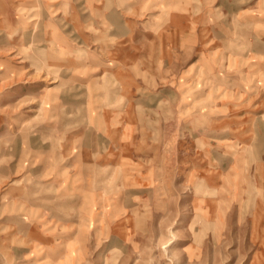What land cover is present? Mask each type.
I'll return each instance as SVG.
<instances>
[{
  "label": "rangeland",
  "instance_id": "obj_1",
  "mask_svg": "<svg viewBox=\"0 0 264 264\" xmlns=\"http://www.w3.org/2000/svg\"><path fill=\"white\" fill-rule=\"evenodd\" d=\"M19 1H23V6L13 8ZM22 1L0 0V264H264V114L251 113L249 119L259 121L258 129L245 130L244 135L241 130L226 129L223 127L228 126L222 124L220 129L206 128L213 126V116H221L220 123L236 120L223 118L226 115L213 111L219 103L229 102V95L235 102L234 91L249 90L251 109H264V65H253L251 79L245 80L243 76L238 81L235 75L243 73V65L234 66L225 51L227 48L217 51L211 44L205 47L198 66L195 65V49L190 54L188 48V57H180V51L173 47L172 75L178 79L187 70L188 80L184 85H187L189 97L185 99L193 112L180 114L178 106L182 99L173 96L175 107L171 118L177 123L185 118L192 123H204V150L214 145L229 153L226 165L212 172L214 177L196 179L186 174L172 177L170 189L157 185L150 199L141 201V208L124 210V220L129 222L120 233L114 221L106 231L102 229L101 222L96 219L100 211L96 210V214L93 209L85 211L86 194L71 193L68 208L56 210L57 217L50 218L49 211L33 209L34 214H30V210L25 209L26 196L24 194L21 203L20 190L30 189L38 179L28 169L40 160L44 168L50 170L53 148L58 149L59 140L61 142L68 132L65 128L71 127L68 123L87 119L81 113L82 104H77L84 98L86 87L83 83L49 82L51 74L43 73L45 66L28 78L14 75L4 79L7 59L18 58L20 54L35 57L33 47L43 42L44 22L51 21L48 8L51 0ZM176 1L188 10L200 7L221 10L220 14L203 18V38L205 43H212V40L227 43L228 29L233 26L229 21L234 19H229L225 13L240 8L242 3ZM29 3L36 5L33 9L40 12L39 26L33 28L24 22ZM151 9L160 7L156 5ZM127 15L136 14L128 12ZM242 20L236 19L235 26H243ZM213 26L221 33H210ZM195 35L178 34L187 40L186 44L192 40L188 38L194 40ZM160 82L153 87L162 88L163 81ZM172 84L173 89L174 86L179 88L178 81ZM47 85H54L53 94H60L61 99L52 102L47 97L51 92L38 98V92L45 91ZM76 95L81 96L76 98ZM7 98L12 100L11 105L4 103ZM196 110L203 111L198 119ZM217 125L215 122V127ZM171 132L173 137L180 135L178 142L187 132L195 134L194 130ZM230 133L239 138H232ZM190 152L191 149L187 154ZM194 152L195 149L191 153ZM163 181L161 179V183ZM5 185L8 186L7 194H4ZM107 196L110 202L115 201L117 195L108 192ZM105 212L102 211V216Z\"/></svg>",
  "mask_w": 264,
  "mask_h": 264
},
{
  "label": "crops",
  "instance_id": "obj_2",
  "mask_svg": "<svg viewBox=\"0 0 264 264\" xmlns=\"http://www.w3.org/2000/svg\"><path fill=\"white\" fill-rule=\"evenodd\" d=\"M227 1L242 4L225 13L229 19H234L229 21L233 26L228 29L226 44L221 40L205 43L203 38V18L220 14L221 10L202 7L188 10L176 0H127L126 4L124 0L48 2L51 21L44 22L41 34L45 38L33 47L35 57L20 54L18 58L7 59L4 79L14 75L28 78L45 66L43 73L51 74L49 82L83 83L86 87L84 98L77 104H82L81 113L87 120L68 123L71 127L65 128L68 132L61 142L59 140L58 149L53 148L50 170L44 168L40 160L28 169L38 177L30 189L20 190V201H24L25 194L24 207L30 214L37 209L49 211L50 218L57 217L56 210L68 208L71 193L86 194L85 211L93 209L94 214L96 210L100 211L96 219L101 222L102 229L106 231L108 225L116 222L115 228L120 233L129 222L124 220V210L141 208V201L150 199L157 185L170 189L172 177L186 174L196 179L212 178L215 175L212 172L226 165L227 151L214 145L208 151L204 150V123H192L189 118L172 122L173 96L182 99L178 106L180 114L189 111L191 114L193 109L185 99L189 97L187 85H184L188 80L187 70L177 79L172 75L171 65L173 47L180 51V57H188V48L190 54L195 49V65L198 66L204 57V49L210 46L208 44L217 51L227 48L225 51L234 66L243 65L242 76L235 75L238 81L243 76L245 80L251 79L253 65H264V0ZM23 4V1L15 2L13 8ZM156 5L160 9H151ZM33 6L36 5L29 3L24 13V22L32 28L39 26L37 17L40 13ZM128 12L136 15H127ZM238 18L243 19V26H235ZM217 32L221 33L213 26L210 33ZM182 33L196 35L194 40L188 38L193 40H188V45L187 40L178 36ZM44 54L47 57H41ZM179 60L182 62L181 58ZM195 78L197 80V75ZM161 80L162 88L153 87ZM177 81L179 88L174 86L173 89L172 83ZM53 90L54 85H47L45 91H37L38 98L51 92L46 96L52 102L61 99L62 96H55ZM241 90L234 91L238 96L233 98L235 102L229 95V102H221L213 109L215 113L226 115L223 118L236 120L220 123L221 116H213V126L206 128L220 129L222 124L228 126L223 127L226 129L241 130L243 135L245 130L258 129L259 121L251 122L249 118L252 112L264 114V109L252 110L250 91ZM4 103L11 105L12 100L7 98ZM195 113L198 119L199 110ZM215 122H218L216 127ZM177 130H194L195 134L187 132L178 142L180 135L173 137L171 132ZM230 135L239 138L237 134ZM189 149L191 152L195 149V152L187 154ZM161 179H164L163 183ZM108 192L117 195L115 201H108ZM7 193L8 186L5 185L4 194ZM103 210L106 212L102 216Z\"/></svg>",
  "mask_w": 264,
  "mask_h": 264
},
{
  "label": "bare ground",
  "instance_id": "obj_3",
  "mask_svg": "<svg viewBox=\"0 0 264 264\" xmlns=\"http://www.w3.org/2000/svg\"><path fill=\"white\" fill-rule=\"evenodd\" d=\"M120 29V28H119ZM83 49H81V50H79V51H82ZM85 50V49H84ZM114 259V258H113ZM117 260V258L116 259H114V261H116ZM255 264H257V262H255Z\"/></svg>",
  "mask_w": 264,
  "mask_h": 264
}]
</instances>
